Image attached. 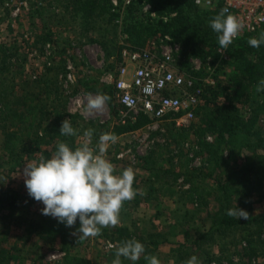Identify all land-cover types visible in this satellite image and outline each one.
Masks as SVG:
<instances>
[{"label":"trees","instance_id":"16d2710c","mask_svg":"<svg viewBox=\"0 0 264 264\" xmlns=\"http://www.w3.org/2000/svg\"><path fill=\"white\" fill-rule=\"evenodd\" d=\"M66 1L74 11L83 12L87 18L103 20L105 15H109L111 28L95 29L103 37L106 34L111 36L102 43L107 58L115 57L120 63L125 48H145L152 39L168 35L173 42L181 45V58L186 60L184 66L187 73L199 79L209 75L205 70H193L191 59H199L203 66L210 64L214 83L204 84L203 102L195 109V121L187 128H177L173 120L167 119L163 124L167 145H158V150L152 153L156 163H149L151 154L142 160L141 167L150 172L149 177L158 178L165 172L166 164H171V160L164 157L165 148L176 145L179 148L180 170L177 176L189 185L187 200L197 202L198 210L207 208L210 199L218 205L212 211L207 209L210 228L198 233L191 241V248L202 249L207 240L212 242L218 235L229 234L236 239L230 245L240 243L239 238L247 243L241 248L247 262L231 264H251L254 257L264 256V212L253 213L254 205L264 200V92L256 91L259 80L264 78V44L259 49L248 44L249 38H258L264 33V25L256 33L233 41L224 50L219 46L218 34L210 27V21L219 14L221 5L206 8L196 5L194 0H134L125 8L122 23H117L115 20H118L119 14L112 12L110 0ZM146 5L151 6L148 12L145 11ZM121 34L127 36L128 46L115 43ZM44 38L50 40V35ZM110 67H114L113 64ZM48 74L33 82L36 89L32 91L14 97L8 85L4 94H0V124L7 125L3 145L16 165L25 162V155L40 151L42 144L57 142L55 151L60 142L68 143L73 149L76 147V137L62 136L60 128L67 117L76 119L78 116L63 111L58 89L53 90L51 83L45 79ZM2 79L1 86L5 85ZM103 93L111 97L107 104L114 108L117 115L120 105L115 103L114 87L103 89ZM49 119L51 123L45 125ZM151 122L145 114L135 119L118 118L110 132L119 137L143 129ZM192 136L199 142L201 150L196 156L208 157L207 167L190 166L192 158L184 153L181 145ZM208 136L212 137V141L207 140ZM243 151L247 154L245 162L240 166L232 165L238 153ZM3 164L0 159V167ZM229 167L232 169L226 177L216 178L213 183L207 182L215 171ZM0 192V202L6 200L1 207L10 210L8 215L13 216L17 204L20 205V198L9 188ZM24 202V212L18 216V221H10L5 226L3 223L7 217H1L0 264L20 261L23 245L18 247L15 241L12 242L14 238L25 237L26 244L34 236L59 241L60 250L64 253L61 264H93L90 258L73 252L79 242L77 236L73 234V229L57 218L43 215L35 219L26 218L25 222L24 214L29 213L35 204L28 199ZM236 207L247 211L249 219H236L226 214L227 210ZM21 221L26 224L25 227H22ZM14 229H18L20 235H13ZM151 244L158 248V242Z\"/></svg>","mask_w":264,"mask_h":264},{"label":"rangeland","instance_id":"374dc122","mask_svg":"<svg viewBox=\"0 0 264 264\" xmlns=\"http://www.w3.org/2000/svg\"><path fill=\"white\" fill-rule=\"evenodd\" d=\"M21 1L24 0H0V70H3L0 71V78H4L2 81H5V85H0V94H4L8 85L9 90L12 89L14 92V97L32 91L36 89L33 82L48 72L45 79L51 83L53 90L58 89L62 97L63 111L78 116L76 119L67 117L77 130L76 146L82 142L81 137L87 129L94 130L91 144L95 146L101 133L110 132L118 118H124L119 105L117 115L114 113V108L108 104L102 112L89 114L85 111L87 94L91 93L94 96L103 93L105 88L113 89L110 76L116 74L121 64L115 57L107 58L104 53L102 43L111 37L110 34L103 37L95 30L111 28L109 15H105L103 20L91 19L85 17L83 12L74 11L73 6L66 0H46L45 5L39 7L35 0H27L31 9L21 10L19 16H15L13 4ZM112 12L119 14L115 22L122 23L124 9L120 7L117 11H113L112 6ZM47 35H50V40H45L44 37ZM115 43L128 46L127 36L121 34ZM49 61L51 66L47 65ZM185 61L180 57L175 66L186 73ZM112 64L114 67H110ZM69 66L72 68L69 69ZM194 67L196 68V65L191 62V68ZM201 69L206 73L213 72L207 64ZM69 74L72 75V79H69ZM115 103L118 104L117 101ZM50 121L51 119L46 121L45 125L51 123ZM163 124L153 122L143 129L119 136L117 143L109 145L107 158L115 165L116 174L132 167L135 171L133 187L139 192L133 200L124 203L119 223L115 227L103 228L100 235L79 241L73 252L90 258L93 264H111L115 258V248L112 246L118 247L121 241L135 238L144 244L145 255H156L162 264H170V262L183 264L193 255L199 258L201 264L245 262L247 258L243 257L241 248L247 246L246 240L239 238L241 244L230 245L232 241L236 242V239L229 234L218 235L212 242L207 240L202 249L191 248V241L198 233H204L210 228L207 209L212 211L215 205L216 207L218 205L210 199L207 208L198 210L197 202L187 200L189 185L183 181V178L177 176L180 170L179 148L176 145L165 148L164 157L169 158L171 164H166L165 172H162L158 178L149 177L150 172L141 167L142 160L157 151L158 145H167L168 139ZM6 127L7 125L0 124V159L4 161L0 167V190L5 188L13 190L21 202L20 205L17 204L13 216L8 215L10 210L1 207L6 200L0 202V221L2 216L7 217L3 223L5 226L10 221L19 220L18 216L24 212L25 199L34 202L35 205L29 213L24 214V220L43 216L44 205L29 196L23 173L26 163L50 158L55 152L57 143L42 144L40 151L25 155L23 160L25 162L16 165L3 145ZM41 132H44L43 129ZM181 146L184 153L192 158L191 167L201 165L207 167V155L196 156L201 151L196 138L190 137ZM246 155V151L238 153L232 165H242ZM153 156L152 154L149 159L151 164L156 163ZM231 169L232 167L220 168L207 179V182L213 183L216 178L226 177ZM260 212H264V200L253 207V213ZM21 224L22 227L26 226L23 221ZM80 226V221L77 219L76 224L70 229L75 233ZM12 233L20 235L21 232L14 229ZM239 236L240 234L236 235L237 238ZM24 240L25 237L12 240L18 247L23 245V251L20 254V261L10 264H61L64 253L60 250L58 240L36 236L26 244ZM153 241L159 243L157 249L151 244ZM218 258L221 260H215ZM121 260L122 264H132L123 257ZM136 264H147V261L142 256ZM251 264H264V256L254 257Z\"/></svg>","mask_w":264,"mask_h":264},{"label":"clouds","instance_id":"9594fccd","mask_svg":"<svg viewBox=\"0 0 264 264\" xmlns=\"http://www.w3.org/2000/svg\"><path fill=\"white\" fill-rule=\"evenodd\" d=\"M196 2L199 4L201 0ZM210 27L218 34L220 48L226 50L245 25L225 7L211 19ZM248 44L259 49L264 44V33L258 38H249ZM256 91L264 92V78L259 80ZM110 100L107 94L93 96L89 93L85 111L89 114L102 112ZM93 131L85 130L82 142L74 149L68 143L60 142L50 158L26 163L23 173L29 196L44 205L43 215L57 218L69 228L79 219L81 226L73 233L78 236V241L100 235L103 228L115 227L124 203L133 200L139 192L133 187L134 169L128 167L116 174L115 165L107 158L108 147L117 143L118 136L112 132L101 133L92 146ZM60 132L62 136H77L71 120L62 122ZM226 214L236 219H249L248 212L238 207L227 210ZM112 247L115 258L111 264H122V257L136 264L142 256L147 264H162L156 255H145L144 244L135 238ZM183 264H201V261L193 255Z\"/></svg>","mask_w":264,"mask_h":264},{"label":"built area","instance_id":"2783aa9c","mask_svg":"<svg viewBox=\"0 0 264 264\" xmlns=\"http://www.w3.org/2000/svg\"><path fill=\"white\" fill-rule=\"evenodd\" d=\"M37 7L44 6L46 0H35ZM134 0H110L113 11L120 7L125 10ZM201 7L211 8L221 5L244 22L243 35L256 33L264 25V0H201ZM14 15L21 10L29 11L27 0L13 4ZM151 10L146 5L145 11ZM50 45H47L49 47ZM222 54L225 51L220 50ZM181 45L173 42L168 35L149 41L145 48L127 47L121 54V64L115 75L110 76V83L115 90V98L121 106L123 119H135L140 114L147 115L151 123H164L173 120L177 128H187L195 119V109L203 102L204 84H213V72L203 79L196 78L176 68L180 59ZM195 71L202 70L199 59H191ZM51 66V62L47 63ZM209 67V63L207 64ZM72 66H69L71 69ZM211 71V69H210ZM69 79L72 75L69 74ZM150 123V124H151ZM212 141V137H207Z\"/></svg>","mask_w":264,"mask_h":264}]
</instances>
